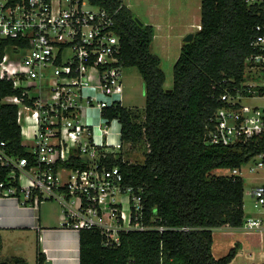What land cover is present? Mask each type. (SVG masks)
<instances>
[{"label":"built area","instance_id":"1","mask_svg":"<svg viewBox=\"0 0 264 264\" xmlns=\"http://www.w3.org/2000/svg\"><path fill=\"white\" fill-rule=\"evenodd\" d=\"M114 1L108 6L91 0H0V81L21 91L2 101L18 107L22 138L33 141L31 148L22 144L35 159L10 153L0 140V166L9 169L0 189L23 204L59 202L65 227L98 230L105 246L120 245L124 232L150 228L144 221L143 188L125 183L120 168L106 162L107 154L115 153L107 139L110 126L119 121L106 110L125 100L115 26L127 5ZM246 2L264 17V0ZM250 43L242 78L229 79L218 97L208 144L242 148L260 145L264 138V106L246 103L264 98V18ZM94 115L99 122L90 120ZM75 157L81 165L63 164ZM246 164L252 172L264 167V151ZM241 170L230 173L242 175ZM249 194L255 212L246 214L240 227L263 235L264 184L253 185Z\"/></svg>","mask_w":264,"mask_h":264},{"label":"trees","instance_id":"2","mask_svg":"<svg viewBox=\"0 0 264 264\" xmlns=\"http://www.w3.org/2000/svg\"><path fill=\"white\" fill-rule=\"evenodd\" d=\"M91 2L116 5L114 0ZM201 4V27L182 46L171 87L165 86L161 57L152 51L155 26L139 24L127 6L117 15L122 64L136 67L144 81L145 117L137 121L134 111L120 104L107 109L106 115L119 119L122 145L144 141L147 150L142 162H129L124 150L107 154L106 162L120 168L125 183L143 188L144 221L150 228L122 233L117 246H105L100 231L82 228L80 264H230L237 255L236 245L227 255H214V231L243 225L245 181L242 175L216 171L242 168L264 151V138L260 145L237 148L208 144L205 136L228 80L243 76L254 27L264 17L246 0H202ZM11 94L21 91L0 81V140L6 141L10 153L34 161L22 144L18 107L2 101ZM63 164L81 165L82 159ZM8 170L0 166L1 180H6ZM12 262L26 264L20 257ZM45 262L39 246L37 264Z\"/></svg>","mask_w":264,"mask_h":264},{"label":"rangeland","instance_id":"3","mask_svg":"<svg viewBox=\"0 0 264 264\" xmlns=\"http://www.w3.org/2000/svg\"><path fill=\"white\" fill-rule=\"evenodd\" d=\"M129 8L132 9L135 18L141 22L152 23L155 26L156 37L152 44V51L161 57V67L166 73V87H171L174 80V64L181 53L182 46L186 43L185 37L189 33H196L201 27L202 0H194L191 10L186 0H126ZM200 5V12H198ZM157 26V27H156ZM169 41L171 43H169ZM125 84L128 86L127 99L123 105L131 108L136 115L137 121L144 120L146 94L144 81L136 67H125ZM248 104L264 106V98L246 101ZM92 118H95L93 116ZM100 121L99 118L96 119ZM115 123V122H114ZM95 132L100 134L99 128ZM24 142L31 148L33 141L24 137ZM110 138L108 137V141ZM115 151L124 150L125 159L132 163L142 162L147 150V144L141 141L137 144H125L121 148H114ZM251 164L242 167V175L245 181V203L248 212H254L253 200L249 194L253 185L264 183V167L256 172L250 171ZM217 174L230 173L228 169H218ZM47 202L48 209L62 212L61 205L53 201ZM264 235V234H263ZM263 238V240H262ZM237 246V255L230 264H259L264 262V236L260 231H247L243 227L238 229H218L214 231L213 253L216 257L227 255L230 250ZM39 247L38 238L26 246V250L18 251L13 243L4 244L0 248V262L7 261L13 264L14 255L21 256L26 264H37L36 255Z\"/></svg>","mask_w":264,"mask_h":264},{"label":"crops","instance_id":"4","mask_svg":"<svg viewBox=\"0 0 264 264\" xmlns=\"http://www.w3.org/2000/svg\"><path fill=\"white\" fill-rule=\"evenodd\" d=\"M124 1L129 8L127 1ZM186 1H188L186 5L193 10L192 6L194 0ZM197 7H199L198 12H200V5ZM196 20H201V16L198 15ZM169 43L171 42L169 41ZM124 87L126 100L128 86L125 84V79ZM94 116L95 118H90V120L96 123L98 116ZM108 137L110 138L109 144L113 145L110 149L113 148L114 150V148L123 147L121 140V124L119 121H115V123L111 124ZM119 145H121V147H119ZM46 204L47 202H42L38 205L23 204L17 196L11 194L5 195L0 189V248H3L4 244L11 243L12 245L13 243V246H15L18 251H25L26 246L29 247V244L33 243L34 240L38 238L39 246L46 256L45 264H80L79 230L65 227L63 225L62 212L59 209L55 211L48 209L49 207L46 206ZM245 212L246 214L253 213L247 211L246 203ZM223 228L238 229L241 227L225 225L215 229V231ZM263 236L264 235H262V237ZM14 256L22 258L18 255Z\"/></svg>","mask_w":264,"mask_h":264},{"label":"water","instance_id":"5","mask_svg":"<svg viewBox=\"0 0 264 264\" xmlns=\"http://www.w3.org/2000/svg\"><path fill=\"white\" fill-rule=\"evenodd\" d=\"M136 20L139 22V24H143V22H141V20H139L138 18H136ZM193 38H194V33H189L185 37V41L190 42ZM0 264H9V263L4 261V262H1Z\"/></svg>","mask_w":264,"mask_h":264}]
</instances>
